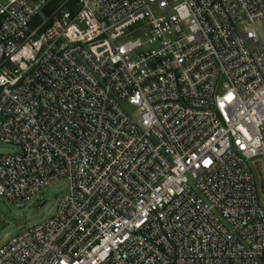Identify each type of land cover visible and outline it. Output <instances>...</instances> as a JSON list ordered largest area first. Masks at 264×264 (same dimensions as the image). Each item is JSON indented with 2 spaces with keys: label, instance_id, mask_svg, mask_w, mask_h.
<instances>
[{
  "label": "built area",
  "instance_id": "built-area-1",
  "mask_svg": "<svg viewBox=\"0 0 264 264\" xmlns=\"http://www.w3.org/2000/svg\"><path fill=\"white\" fill-rule=\"evenodd\" d=\"M259 22L264 0H0V199L67 186L0 264H264Z\"/></svg>",
  "mask_w": 264,
  "mask_h": 264
},
{
  "label": "rangeland",
  "instance_id": "rangeland-1",
  "mask_svg": "<svg viewBox=\"0 0 264 264\" xmlns=\"http://www.w3.org/2000/svg\"><path fill=\"white\" fill-rule=\"evenodd\" d=\"M254 28L260 39L264 40V22L255 24ZM16 152V147L0 142V153ZM66 192V182L60 178L40 189L23 207L19 208L9 200L0 199V246L9 237L47 220L53 214L58 200Z\"/></svg>",
  "mask_w": 264,
  "mask_h": 264
},
{
  "label": "water",
  "instance_id": "water-1",
  "mask_svg": "<svg viewBox=\"0 0 264 264\" xmlns=\"http://www.w3.org/2000/svg\"><path fill=\"white\" fill-rule=\"evenodd\" d=\"M17 206L20 208V207H23L24 205L23 204H17Z\"/></svg>",
  "mask_w": 264,
  "mask_h": 264
}]
</instances>
